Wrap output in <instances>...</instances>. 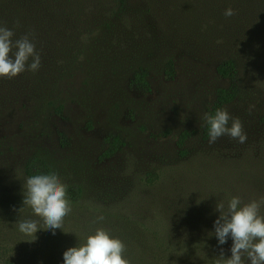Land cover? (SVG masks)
Listing matches in <instances>:
<instances>
[{
  "label": "rangeland",
  "instance_id": "374dc122",
  "mask_svg": "<svg viewBox=\"0 0 264 264\" xmlns=\"http://www.w3.org/2000/svg\"><path fill=\"white\" fill-rule=\"evenodd\" d=\"M55 1L64 0H24V10L3 15L23 19L19 32L41 64L0 78V264H64L63 253L98 228L124 243L130 264H215L221 249L230 258L212 224L222 192L236 186L243 203L264 195V0H71L74 11L47 13ZM69 25L94 38L73 45ZM227 60L237 64L239 96L223 109L247 139L209 143L203 117L233 84L217 73ZM141 71L144 84L134 80ZM111 135L126 144L104 157ZM33 157L67 185L71 211L55 234L23 205ZM164 166L197 174L153 183ZM23 220L41 230L23 234ZM199 239L209 247L201 262L184 256Z\"/></svg>",
  "mask_w": 264,
  "mask_h": 264
},
{
  "label": "clouds",
  "instance_id": "9594fccd",
  "mask_svg": "<svg viewBox=\"0 0 264 264\" xmlns=\"http://www.w3.org/2000/svg\"><path fill=\"white\" fill-rule=\"evenodd\" d=\"M234 10L228 8L224 15L231 17ZM14 32L7 26H0V78L12 79L25 71H36L41 58L30 34L13 40ZM16 51L13 53V49ZM11 53V55H10ZM29 61H31L29 63ZM209 126V143H215L222 136H229L246 142L247 135L239 117H233L227 109H216L214 114L206 113L203 117ZM231 125L229 126V122ZM24 187L23 205L30 207L33 213L44 223V230H60L64 218L70 213L71 205L67 199V185L56 172L40 173L27 178ZM264 196L243 203L239 196L227 202H217L216 211L220 213L214 223V235L219 245H224L228 238L232 240L230 258H225L223 249L215 264H244L247 256L250 264H264ZM103 219V217H100ZM20 232L35 236L41 229L35 220H23L18 224ZM125 245L118 238L98 228L87 236L86 242L71 247L63 253L64 264H130L125 258Z\"/></svg>",
  "mask_w": 264,
  "mask_h": 264
},
{
  "label": "trees",
  "instance_id": "16d2710c",
  "mask_svg": "<svg viewBox=\"0 0 264 264\" xmlns=\"http://www.w3.org/2000/svg\"><path fill=\"white\" fill-rule=\"evenodd\" d=\"M70 1L71 0H64V1H55V4L51 7H49L47 13H70L75 10L74 7H70ZM124 1V0H123ZM43 6L41 4H38L36 9L40 10ZM24 0H0V26H7L9 29H18L17 31H14V37H20L21 34L19 32V29L23 27V19L16 17V18H10L3 16L5 13H12V12H21L24 10ZM101 21L100 19L97 20V22ZM68 27V34L70 35L69 38H71V43L73 45H77L79 43H84L86 44L87 42L91 41L92 38H94L95 33L86 32L82 33L79 32L77 33L76 30L74 29L73 26L69 25ZM104 28L100 26L99 28L96 29L97 32L103 31ZM173 63L170 62V64L166 67V70L169 72L171 68H173ZM217 73L226 79L232 80L233 84L229 88H220L216 91V100L212 108L208 111L209 114H214L216 109H223L225 106H228L232 104L239 96V88L235 84V80L237 77L238 69H237V64L233 60H227L223 63H221L217 67ZM146 73L145 71H141L135 74L134 80L137 81L138 83L144 84L146 82ZM208 129L209 126L207 123H205L203 129H202V138L205 142L209 141L210 137L208 135ZM191 133L188 131H185L180 134L179 136V141L178 144L180 146H185L187 140L190 138ZM105 142L109 146L108 150L104 153V157H111L115 155L118 151H120L124 146H125V141L123 138H121L120 135H111L105 139ZM185 154V153H184ZM39 157H33L28 160L26 164L27 172L29 176L35 175V174H40V173H48V169L45 166V164L42 162ZM187 175L190 177H195L196 172L191 169H169L168 167L164 166L159 170L158 173H154L153 176H150V180L154 183L157 180L161 179V176H168V175ZM262 177V178H261ZM260 177V182L264 183V175ZM228 185V184H227ZM226 183L224 186H227ZM238 186V185H237ZM228 187V186H227ZM236 186L232 185L230 188V192L224 191L222 192V199L225 203V207H227V202L233 197L232 192L234 191ZM239 187V186H238ZM240 188V187H239ZM242 189V188H240ZM246 189H253V188H248L246 186ZM72 197H77L79 194H81V191L79 189H75L72 191ZM70 194V195H71ZM264 196V195H263ZM71 197V198H72ZM254 198V197H253ZM75 200V199H73ZM217 212V211H216ZM219 213V212H218ZM261 213L264 214V207L261 208ZM220 215V213H219ZM219 217V216H217ZM213 219V217H212ZM216 219L212 220V224H214ZM214 228V227H213ZM213 228L211 226L212 232ZM215 230V228H214ZM206 243V239H199L197 240V245L198 249L196 250V253L193 254H187L184 256L190 257V258H195L197 259L198 262H201L203 258H207L205 256V250L209 249L204 248ZM232 240L229 237L227 242L224 245H232ZM217 245V244H215ZM214 246V245H213ZM211 247V246H210Z\"/></svg>",
  "mask_w": 264,
  "mask_h": 264
}]
</instances>
